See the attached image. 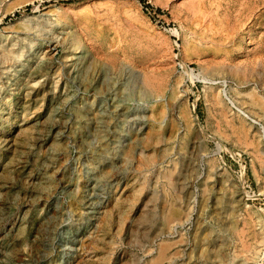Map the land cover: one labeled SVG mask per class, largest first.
<instances>
[{
  "label": "rangeland",
  "instance_id": "374dc122",
  "mask_svg": "<svg viewBox=\"0 0 264 264\" xmlns=\"http://www.w3.org/2000/svg\"><path fill=\"white\" fill-rule=\"evenodd\" d=\"M145 2L0 0V264H264V0Z\"/></svg>",
  "mask_w": 264,
  "mask_h": 264
},
{
  "label": "bare ground",
  "instance_id": "6f19581e",
  "mask_svg": "<svg viewBox=\"0 0 264 264\" xmlns=\"http://www.w3.org/2000/svg\"><path fill=\"white\" fill-rule=\"evenodd\" d=\"M186 70V69H185ZM187 72H190V71H187ZM42 74V73H41ZM38 89H39V87H38ZM34 90V89H33ZM27 93V92H26ZM28 94V93H27ZM38 97V96H37ZM28 98V97H27ZM33 99V98H32ZM34 101V100H33ZM6 103V102H5ZM12 105V104H11ZM10 105V106H11ZM264 105V104H263ZM263 111V110H262ZM19 131V130H18ZM7 132V131H6ZM17 132V131H16ZM4 136V135H3ZM6 140V139H5ZM219 147V146H218ZM219 149V148H218ZM188 155V154H187ZM177 173V172H176ZM175 173V174H176ZM181 174V173H180ZM179 174V175H180ZM176 176H177V174H176ZM209 176V175H208ZM172 177H173V175H172ZM171 177V178H172ZM178 177V176H177ZM180 177V176H179ZM175 179V178H174ZM49 180V179H48ZM172 183H173V181H172ZM179 183V182H178ZM180 183H181V181H180ZM173 185H174V183H173ZM181 185V184H180ZM179 185V186H180ZM176 187V186H175ZM181 187H182V185H181ZM179 188V187H178ZM184 188V187H183ZM181 189V188H180ZM185 192V191H184ZM179 195H181V194H179ZM181 197V196H180ZM185 198H189V197H187V196H185ZM183 199H184V197H183ZM183 199H181V200H183ZM187 200V199H186ZM185 200V201H186ZM184 201V200H183ZM188 201V200H187ZM186 201V202H187ZM181 202V201H180ZM182 203V202H181ZM187 204V203H186ZM180 205V204H179ZM183 205H185V203L183 204ZM183 208H184V206H183ZM186 208V207H185ZM184 208V209H185ZM169 209V208H168ZM183 211V210H182ZM229 211V210H228ZM229 213V212H228ZM155 214V213H154ZM182 214H183V212H182ZM185 214L186 213H184L183 215L185 216ZM231 214V213H230ZM165 215H167L166 213H165ZM183 215H181V216H183ZM184 216H183V219H184ZM162 217V216H161ZM173 217V216H172ZM250 217V216H249ZM164 218V217H163ZM177 218V217H176ZM180 218V217H179ZM165 219V218H164ZM168 219V218H167ZM185 219H187L188 220V216H187V218H185ZM172 220V219H171ZM175 220V219H174ZM178 220V219H177ZM173 221V220H172ZM180 221V220H179ZM186 221V220H185ZM223 221V220H222ZM168 222V221H167ZM181 224V223H180ZM167 225V224H166ZM171 226V225H170ZM173 227V226H172ZM168 228V227H167ZM229 228V227H228ZM225 229V228H224ZM228 230V229H227ZM240 231L239 232H241V229H239ZM156 231V230H155ZM226 231V230H225ZM244 231V230H243ZM140 232V231H139ZM224 233V232H223ZM241 235V234H240ZM181 236V235H180ZM196 237V236H195ZM198 238V237H197ZM20 240V239H19ZM145 240V239H144ZM178 240V239H177ZM176 241V240H175ZM151 242V241H150ZM173 242V241H172ZM184 242V241H183ZM174 243V242H173ZM185 243V242H184ZM161 244V243H160ZM248 244V243H247ZM21 245H22V243H21ZM245 244H244V242H243V246H244ZM183 248V247H182ZM243 248V247H242ZM247 249V248H246ZM159 250V249H158ZM162 249H160V251H161ZM175 250V249H174ZM18 251V250H17ZM163 251V250H162ZM164 251H166V250H164ZM178 251V250H177ZM183 251V250H182ZM218 251V250H217ZM222 251V250H221ZM21 252V251H20ZM23 252V251H22ZM184 252V251H183ZM175 253V252H174ZM241 253V252H240ZM160 254V253H159ZM244 254V253H243ZM158 255V254H157ZM161 255V254H160ZM162 255H163V253H162ZM216 255V254H215ZM21 256V255H20ZM168 256H170V255H168ZM174 257V256H173ZM246 257V256H245ZM165 258H166V256H165ZM168 258V257H167ZM175 258V257H174ZM174 258H173V260H174ZM224 258H227V257H224ZM155 259H157V258H155ZM160 259H164V258H160ZM169 259V258H168ZM169 260H171V258L169 259ZM223 261V260H222ZM221 261V262H222ZM150 262H152V260L150 261ZM149 262V263H150ZM224 262V261H223ZM226 262V261H225ZM227 262H228V260H227ZM153 263H154V261H153ZM183 263H185V262H183ZM232 263V262H231ZM154 264H158V263H154ZM160 264H162V263H160ZM224 264V263H223ZM228 264V263H227Z\"/></svg>",
  "mask_w": 264,
  "mask_h": 264
},
{
  "label": "trees",
  "instance_id": "16d2710c",
  "mask_svg": "<svg viewBox=\"0 0 264 264\" xmlns=\"http://www.w3.org/2000/svg\"><path fill=\"white\" fill-rule=\"evenodd\" d=\"M137 1H138L142 6H144V7L147 6L145 0H137ZM29 7H30V5H27V6H25V9H29ZM14 15H18V11H16V12L14 13Z\"/></svg>",
  "mask_w": 264,
  "mask_h": 264
},
{
  "label": "water",
  "instance_id": "95a60500",
  "mask_svg": "<svg viewBox=\"0 0 264 264\" xmlns=\"http://www.w3.org/2000/svg\"><path fill=\"white\" fill-rule=\"evenodd\" d=\"M223 95L225 96V98L228 100V102L233 106V103L226 97L225 92H223ZM253 121V120H252ZM254 122V121H253Z\"/></svg>",
  "mask_w": 264,
  "mask_h": 264
}]
</instances>
